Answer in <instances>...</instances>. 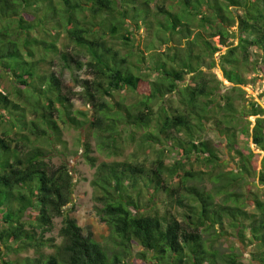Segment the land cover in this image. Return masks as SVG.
Instances as JSON below:
<instances>
[{
	"label": "trees",
	"instance_id": "trees-1",
	"mask_svg": "<svg viewBox=\"0 0 264 264\" xmlns=\"http://www.w3.org/2000/svg\"><path fill=\"white\" fill-rule=\"evenodd\" d=\"M152 1L0 0V69L10 82L9 89L0 85V264H123L121 260L130 255L129 247L133 243L143 249L138 253V264H214L216 253L205 250L197 230L211 228L215 223L222 228L224 216L235 236L252 246L251 260L264 264V109L253 100H246L238 108L239 118L257 116L251 130L248 121L239 130L263 153L259 171L255 173L248 160L256 165L259 153H253L247 140L243 150L236 147L234 113L237 109L229 95L236 90L244 92L239 87L245 82L237 71V54L246 57L247 48L253 46L264 63V0H224L231 15L222 10L220 0H172L168 7L157 6L158 15L163 14L161 21H153L155 14L149 9ZM174 6L179 13L173 11ZM240 8L242 13L237 15L236 9ZM188 19L197 20L198 26L208 30L209 35H219L223 45L228 37L237 38L235 46L230 45L219 54L222 78L232 86L224 87L225 90L216 78L213 85L207 84L199 74L192 76L198 78L194 85H180L189 72L200 73L198 65L202 56L190 49L186 54L189 52L192 59L187 56L185 60L172 50V53L148 55L153 66L147 71L155 70L158 77L148 81L147 91L141 92L147 73H140L141 70L133 73L131 67L135 64L119 58L117 49L105 40V35L120 37L122 44L129 46L130 52L126 53L130 56L131 50L137 47L133 26L141 25L150 38H160L152 29L153 24L155 28L169 29L171 35L185 38L189 32ZM234 24L237 33H228L225 27ZM60 35L69 41L67 44L84 49L90 56L85 63L76 61V64L78 68L88 67L91 72V79H82L79 85L87 95L89 108L100 113V118L89 121V128L103 134L99 143L102 149L117 154L121 132L133 141V129L142 128L145 131L139 138L141 148L155 147L162 153L177 151L170 165L159 156L151 168L129 161L96 164L95 158L89 155L90 146L84 143L82 157L95 168L90 185L96 191L95 200L101 205L97 215L108 226V235L117 247L110 255L89 234L82 235L76 220L66 215L64 207L71 203L73 192L72 173L67 163L49 162V153L56 151L55 144H65L57 118L71 127L86 123L70 112L71 105L62 93L61 82L49 70L54 55L69 68L67 54L57 45ZM194 41L190 40L189 46ZM67 44L63 43V47ZM208 44L204 41V45ZM216 49L219 48L211 47L207 55ZM137 54L136 60L141 61L143 56L139 51ZM113 92H130L136 98L128 106L115 102L111 110L101 101V96ZM172 93L178 96L179 106L170 110L167 106L170 98L165 96ZM157 99L161 101L154 111L151 103ZM219 111L222 113L217 118ZM213 118V127L227 148L228 159L218 157L214 145L194 134V130L205 128ZM160 134L171 142L161 143ZM42 140L49 144L48 151L39 146ZM190 157L208 165L209 169L226 166L231 181L238 177L244 182V196L229 194L220 204L209 192L182 185L188 177L196 176L189 168L185 169L183 158L190 161ZM230 164L232 167H227ZM225 171L217 175L223 177ZM165 176L180 179L173 187ZM138 183L145 189L144 202H141L143 193L136 186ZM250 184L255 191L250 189ZM180 190L185 195L179 194ZM160 191L167 195L163 203L169 204L173 197L178 205L188 208L183 221L167 216L165 211L158 215L156 196ZM185 198L192 202L184 203ZM240 199L253 204L252 213L242 209V203L237 205ZM227 200L233 205H227ZM56 216L61 218L58 232L61 244L58 245L43 238ZM49 246L54 251L47 254L43 249ZM27 248H32L37 257L27 256L16 262L3 256ZM237 261V255H227V264H240Z\"/></svg>",
	"mask_w": 264,
	"mask_h": 264
},
{
	"label": "rangeland",
	"instance_id": "rangeland-1",
	"mask_svg": "<svg viewBox=\"0 0 264 264\" xmlns=\"http://www.w3.org/2000/svg\"><path fill=\"white\" fill-rule=\"evenodd\" d=\"M171 1L172 0H153L152 2H150V12L155 14V18H153V21H155V19H158L160 21L163 20V14L160 13L158 15L159 11L157 9V6H167L169 3H171ZM224 2V0L218 1V3L222 7V10L225 13L231 15V12L227 9V4H225ZM176 10V6H174L173 11L176 12ZM241 13V8L236 9L237 15H240ZM187 21V29H189V32H187V34L185 33V38H183V36L171 35L169 29H162L161 27L155 28L154 24L152 29L156 30L160 38H150L146 36L144 32L145 30L141 25H139L138 27L133 26L131 29L133 30L135 43L138 48L134 47L131 50L130 56H128V54L126 53L127 51H129V46H124L122 44L123 41L120 37H110L109 33L105 35V40L112 43L114 45V48L117 49L119 58L124 57L127 62H130L133 65L135 64L134 67H131V71L133 73L136 71L138 72V70H141L140 73H147V78L143 84V88H141V92L144 93V91H147L148 81L153 82L158 77V74L155 70L147 71L148 67L153 66V61L150 60L148 55H160L161 52L172 53V50L173 53L175 52L178 56L183 55L185 60H187V56L188 58L190 57V59H192V56L188 55L189 52L186 54V52L190 51V49L193 53H197L198 55L202 56L198 65V71H200V73L197 71H194L192 73L189 72L184 77V80L182 82H179L180 85H194L198 81V78L192 76L199 74V77H201L202 80H204V82L207 84L213 85V78H216L220 80V82H222L223 89L226 90V88L224 87L232 86L231 83L224 81L222 78L223 72L221 69L219 54L227 50L230 45L235 46L238 43L237 38L228 37L225 45H223L219 35H209L210 32L208 30H204L198 26L197 20L188 19ZM225 29L228 33H237L238 31L235 24L234 26H226ZM244 36L248 37L247 34H245ZM190 40L195 41L189 46ZM204 41L209 42V44L204 45ZM63 43L67 44L69 43V41L66 40L63 35H60L57 41V45L59 46L60 51H63L67 54V64L69 65V68L64 67L61 58L57 55H54L49 66V70L52 71L61 82L62 93L63 95L68 97L69 104L71 105L70 112H72L77 120H81L83 121V123H85L86 121V123L80 127H71L67 123H63L60 118H57L60 135L62 136L65 144H55L56 151H54L53 153H49V162L52 165H58L60 161L67 163L72 173L73 192L71 203L64 207L66 215L73 217L76 220L77 225L81 228L82 235L89 234L91 240L99 243L100 246L103 247V249L106 251V253L110 255L112 252L117 251V247L108 235V226L104 222H102L97 215V209L101 207V205L95 200L96 191L90 185V181L94 176L95 168L91 167L88 162H86L82 157L84 143L87 142L90 146L91 153L89 155L95 158L96 164H99L100 162H109L112 160H115L117 162L129 161L141 162L147 168H151L153 166V161L157 156H159V158L161 157L165 164L170 165L172 161L176 159L177 151H173L170 153L163 151L162 153L160 149L159 151L155 147L141 148V146L139 145V138L141 136L140 134L145 131L142 128L137 130L133 129V141L126 138L127 136L125 135V133L121 132L122 138L121 142L118 145L117 154H111L107 150L102 149L99 146L100 140L102 139V133L97 129L89 128V121H91L92 118L99 117L100 113L89 108L86 101L87 95L82 89V86L79 85L80 80L91 79V72L88 67L81 66L80 68H78V65L76 64V61L85 63L87 60H89L90 56L82 48H73L72 44H67L66 47H63ZM214 46L219 49L213 51L212 55H207L211 51V47ZM136 48L140 52V55L143 56V59L141 61L136 60L135 58L137 57L135 55L138 53V51H135ZM258 53L259 51H257L256 47L249 46L245 52L246 57H243L241 53L236 55V58L238 60L237 71L241 74L243 81L245 82L244 84H240L239 87L243 89L244 92L239 93L236 90L229 93V95L233 98V106L235 109H237L234 113V115L236 116V120L234 121V123H236L234 126L236 129L234 130L235 136L237 137L236 147L243 150L244 141L247 140L248 145L253 153H259V157H257L256 159V165L249 162L248 160L250 168L255 173L259 171V159L260 157H262L263 153L256 149L255 145L252 143L251 138L248 137V135L240 133L239 130L241 129V127L248 125L247 121L250 123L248 129L251 130L257 116L248 115L239 118L238 108L240 107V104L245 103L246 100H253L255 101V103H257V105H259V107L264 109V63L262 62V59ZM195 64L197 65L198 63L195 62ZM4 74V71L0 69V75L3 76L0 78V85L2 84L9 89V77L4 76ZM135 95L136 94L130 92H113L112 95L101 96V101L110 106L112 110L115 106V102L116 104L120 103L124 106L132 104L133 101H135ZM167 97L170 98V100H168L167 102V106H169L170 110H172L171 108H177V106H179L178 96L176 94H167L165 98ZM160 101V99H157L153 101V103H151L152 109L154 111H157V106L160 104ZM221 103L223 102L221 101ZM80 111L84 114L77 113ZM219 112H217V118L218 116H221L222 112ZM28 116L31 117V114H29ZM262 117H264V110ZM214 120L215 118L209 120L206 123L205 128L194 130V134L201 141H208L211 146L214 145L218 157H221L222 159H228L227 148L224 145L221 136L216 134V130L213 127ZM221 127L223 126L221 125ZM262 133L264 135V130H262ZM159 140H161V143L171 142L170 140L165 141V137L161 134ZM39 146H41V148L46 151H48L49 149V144L45 143V140H42ZM190 158V161L183 158V161L186 164L185 169L189 168L188 170L194 172L196 176L188 177L182 185H193L197 189L205 190L206 192L212 194L215 202H219L220 204L223 202V199L227 198V195L229 194H239L240 196H244V192L246 191L245 188H243L244 182L242 183L241 178L238 177H236L234 181H231L230 176L228 175L227 171H225L226 166L222 168L217 167L209 169V166L204 164L203 162L194 161V158ZM190 162L191 166L189 167L188 163ZM231 164L227 167H232ZM233 168L235 169V167ZM223 170L225 171L223 177L217 175L218 173H222ZM165 177L168 181H170V184L173 187H175L180 179L178 176L172 178H167V176ZM254 182L257 183L256 178ZM136 186H140V183L136 184ZM219 186L221 188H219ZM257 187L261 188L262 185H257ZM140 188L142 189L143 193H141V202H144L146 199V195H144L145 189H143L141 186ZM254 188V185L252 186L250 184V189L252 191H255ZM178 193L181 195H185L182 190L178 191ZM166 196V193L162 191L158 192L156 196L159 203L156 208V210H158V215L165 211L167 212V216H173L178 221H183L184 214H186V210L188 208L178 205L173 197L170 199L169 204L166 202L163 203L162 199L164 200ZM227 201V205H233V202L231 200ZM187 202L192 201L189 198H185L184 203ZM238 202L239 204L237 205L240 206V204L242 203V209L247 211V213H252V211L254 210V206L251 202L242 201V199H240ZM60 227L61 218L60 216H56L52 220L50 231L45 232L43 234V238L50 240L49 242L51 244H61V238L58 234ZM197 232L200 233L199 237L200 240L204 243L205 250L207 252L216 253V262H214V264H227V255L230 254L237 255V262L240 264H257L256 262H253L250 257V252L253 251L252 246L248 245L246 242L240 241L239 238L235 236L233 229L228 226V219L225 216L223 218L222 228L218 223H215L213 227L206 229L199 228ZM244 232L247 236L248 231L246 230V228L244 229ZM142 250L143 249L139 246V244L133 243L129 247L130 255L127 258L122 259L121 262L123 264L140 263L138 253H140ZM43 251L48 254L52 253L54 249L49 246L45 247ZM3 256L8 261L16 262L27 256L31 258L37 257L32 248H27V250H23L18 253L11 252L7 255L4 254ZM202 264L206 263L203 262Z\"/></svg>",
	"mask_w": 264,
	"mask_h": 264
}]
</instances>
